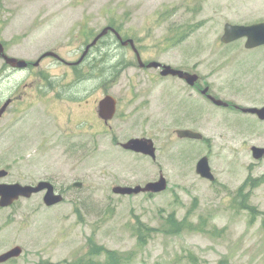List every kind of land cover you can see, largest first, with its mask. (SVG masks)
<instances>
[{"label":"rangeland","instance_id":"rangeland-1","mask_svg":"<svg viewBox=\"0 0 264 264\" xmlns=\"http://www.w3.org/2000/svg\"><path fill=\"white\" fill-rule=\"evenodd\" d=\"M261 22L264 0H0V34L19 45L16 55L35 58L64 46L71 59L83 33L97 36L114 26L136 41L145 62L200 76L196 89L162 78L158 70L140 69L136 56L119 47L113 53L116 66L122 64L120 73L113 69L116 84L102 77L107 82L99 101L107 95L118 100L116 118L105 125L94 77L76 81L48 60L54 85L68 77L65 88H54L48 113L30 100L0 118V170L9 173L0 183L49 181L64 202L47 208L41 193L0 208V256L23 249L6 264H64L92 243L127 255L129 264H264V157L252 155L253 147L264 149V122L201 95L209 87L237 107H264V46L247 50L245 39L221 42L226 24ZM24 78L0 80V109ZM79 97L86 100L66 101ZM83 121L87 125L77 130ZM179 129L204 140H180ZM132 138L152 139L157 160L125 152L120 144ZM204 157L214 182L196 172ZM161 176L168 186L159 194L113 193ZM77 182L83 187L74 188ZM173 214L177 228H188L178 235L167 224Z\"/></svg>","mask_w":264,"mask_h":264},{"label":"water","instance_id":"water-1","mask_svg":"<svg viewBox=\"0 0 264 264\" xmlns=\"http://www.w3.org/2000/svg\"><path fill=\"white\" fill-rule=\"evenodd\" d=\"M109 31H113L117 34L119 39L122 40L121 36L117 31L112 27L105 28L95 39V41L89 46V48L95 45L100 39H102L105 35L108 34ZM246 38L247 42L245 44L247 49H255L261 46H264V23H258L254 25H232L226 24L224 27V35L222 37V42L224 44H230L240 39ZM128 43H131L133 48H135L134 40L129 39L128 41L123 42V45L126 46ZM4 53L3 44L0 42V56ZM47 55H53L58 57V55L54 53H49ZM8 63L13 65L14 67L24 68L27 66V62L24 60H20L17 58H9L6 57ZM139 63L142 68L149 69H162L161 75L163 77L173 76L183 79L187 82L191 87H195L197 82L199 81V75L189 73L180 69H175L172 66L164 65L160 62H150L148 65L143 63L141 57H139ZM209 93V88H206L202 91L203 95H207ZM209 100L212 101L218 107H228L229 104L219 100L212 95H208ZM10 105V100H8L3 107L0 109V118L6 112ZM241 111L245 114H252L258 116L260 120L264 121V107L262 108H242ZM117 112V100L115 97L111 95H107L99 102L98 114L99 116L106 122L109 123L112 120ZM177 135L181 139H191V140H202L203 135L201 133L182 129L177 130ZM122 148L125 150H129L135 153L144 154L146 156L151 157L153 160L157 158V149L155 147V143L151 139L147 138H132L128 140L126 143L122 145ZM253 157L256 160H260L264 157V149L259 147L252 148ZM196 172L202 178L207 179L211 182L215 181V176L212 172L209 158H202L196 168ZM8 176V172L6 170L0 171V179H4ZM75 188H82V183H75ZM167 188V180L165 177H161L158 182L148 183L145 187L137 186L135 188L131 187H115L113 189L114 193L117 195H132L139 194L142 192H151V193H160ZM41 192H45L44 203L47 207L51 208L56 205H59L63 202L64 198L62 195L57 194L55 191V187L47 181H42L36 186L32 185H21V184H4L0 183V207L8 208L12 206L15 202H17L21 198H31L35 194H39ZM23 254V249L20 246L14 247L12 250L0 256V264L7 263L12 259L19 258Z\"/></svg>","mask_w":264,"mask_h":264},{"label":"flooded vegetation","instance_id":"flooded-vegetation-1","mask_svg":"<svg viewBox=\"0 0 264 264\" xmlns=\"http://www.w3.org/2000/svg\"><path fill=\"white\" fill-rule=\"evenodd\" d=\"M83 30L88 31V29H83ZM119 33L121 34L123 41L127 39H132V38H125L121 32ZM109 36H111V42L108 43L109 45H105L104 42ZM81 37L83 38V42L75 50L72 51L73 53L71 59H67L65 57L66 55L63 54L64 46H59L58 48L55 49H49L43 52H39L35 58H30V57L27 58L25 56L16 55L17 52L20 51L19 45L13 44L10 40L3 38L2 35L0 34V41L4 47V53L2 56H0V63H1L0 80L6 81L7 79L9 80L10 77H22V76L25 77L21 81L17 80V83L14 87L13 98L8 99L10 100L11 103L10 106L18 104L19 108L21 107L22 110L23 107L27 106L30 103V100H35L36 104L39 103L44 104L45 105L44 112L48 113L46 109L47 108L49 109L54 101V88L63 91L65 88L64 81L65 79L68 78L65 75H63L62 77L59 76L58 78L60 79V81L59 82L56 81V85H54L55 77L53 73L50 71L52 68V63L49 69H48L49 64H47V61L50 59H53L52 62L55 61L60 67H62L66 71L65 72L66 75L71 74L72 79H76V81L78 78L80 80L82 79L83 76L86 75L93 76L94 80L97 82V86L93 89V93L99 97L95 99L96 102L97 101L99 102L100 93L102 91V88H104L103 85L105 82H107V79H102V73L100 72V67H101L100 61L103 58L102 53L109 52L111 53V56H113V53L117 51L119 47H122L125 48L128 52L130 53L132 52L133 56H136L137 61L139 54L142 57V53L138 49L136 41L135 44L138 51L134 50L131 43H128L127 46H124L122 44L123 42L119 41L118 37L112 32H109L105 38L99 40L95 45L91 46L90 48L89 46L95 40L96 36H92V33H83ZM114 48H116V50ZM49 53L58 54L62 58V60L53 55H47ZM6 57L24 60L27 62V66L24 68H20L17 66L14 67L10 63H8ZM114 59H116V57H114ZM113 77H114V73H111L109 79L111 83L115 82L113 80ZM199 85H200V80L197 87ZM205 98L207 99L206 96ZM84 99L86 100V98L84 97H79V98H71L70 100L66 99V101L71 103H78L79 101H82ZM236 107L237 106L232 105L230 103V106L226 108L235 111H240V108H236ZM8 110L5 112L4 115L8 113ZM69 122H73V120L71 119L69 120ZM69 122L68 124H70ZM78 122L75 126L76 128L80 127L81 129H77V130H82V128H84L85 125H87V122L85 121L80 123Z\"/></svg>","mask_w":264,"mask_h":264},{"label":"trees","instance_id":"trees-1","mask_svg":"<svg viewBox=\"0 0 264 264\" xmlns=\"http://www.w3.org/2000/svg\"><path fill=\"white\" fill-rule=\"evenodd\" d=\"M102 60L100 61V69L102 71V77L104 76H109L110 74L113 73V69H116L117 74L121 72V63L119 62L116 66V59H114L113 56H111V53L103 52L102 53ZM109 57V58H108ZM174 215L169 216L167 219V224L170 229V231L178 235L185 229L187 230L188 228H184L181 226V228H177L175 226L176 220L174 219ZM262 228L264 229V217L262 220ZM137 229V225L133 226V230ZM153 229L146 228V232L152 231ZM143 230H140L139 235H143L145 232ZM105 259V260H104ZM129 257L125 254H120L115 251L107 250L104 247L98 246L94 243H92L87 252L84 253L83 255L78 256L72 261H64V264H129Z\"/></svg>","mask_w":264,"mask_h":264}]
</instances>
